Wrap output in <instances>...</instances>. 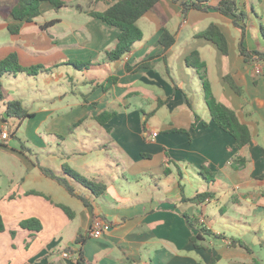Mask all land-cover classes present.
I'll use <instances>...</instances> for the list:
<instances>
[{
  "label": "crops",
  "instance_id": "obj_1",
  "mask_svg": "<svg viewBox=\"0 0 264 264\" xmlns=\"http://www.w3.org/2000/svg\"><path fill=\"white\" fill-rule=\"evenodd\" d=\"M60 1V8L42 2L41 14L25 22L8 13L19 0H0V62L15 54L23 67L50 69L0 78L5 95L0 178L8 177V191L17 187L10 200L36 191L52 207L63 211L57 205L67 206L74 213L67 222L51 218L45 227L51 240L18 264H75V257L63 253L79 248L80 235L86 237L87 264H264V63L249 64L240 55L235 17L196 9L184 15L179 2L161 0L136 24L143 39L111 61L107 52L115 48L120 29L94 13L118 0ZM237 3L248 15L244 46L264 52V0ZM211 24L227 36L229 55L198 37ZM9 26L19 32L12 34ZM164 30L175 39L168 49L160 43ZM73 62L90 65L78 69ZM142 64L147 66L138 69ZM257 67L262 74H256ZM205 80L217 102L250 128L252 140L245 148L214 123ZM32 83L42 89L27 91ZM10 100L21 101L33 117H6ZM102 113L112 114L104 125L96 120ZM40 166L66 178L89 205L45 176ZM64 166L104 184L105 192L94 196L67 176ZM206 192L214 197L203 205L182 200ZM185 216L213 233L203 235L202 248L195 247L198 230ZM97 218L103 222L101 235L92 237ZM37 234L11 229L10 246L17 248L21 236L29 250Z\"/></svg>",
  "mask_w": 264,
  "mask_h": 264
},
{
  "label": "trees",
  "instance_id": "obj_2",
  "mask_svg": "<svg viewBox=\"0 0 264 264\" xmlns=\"http://www.w3.org/2000/svg\"><path fill=\"white\" fill-rule=\"evenodd\" d=\"M45 1L54 4L57 8H60L62 6V2L60 0H19L17 5L11 8L8 13L16 21L31 22L41 14L40 5ZM160 1L161 0H118V2L110 7L107 11L103 13H94V16L102 20L104 23L120 29V35L118 36L115 48L112 51L107 52L109 60H119L131 50L135 43L143 39V33L136 24L145 14L155 8V6ZM174 1L181 4L184 15H186L187 12L192 9H196L202 11L216 10L223 15L234 16V25L241 31V40L239 43L240 55L243 56L245 61L249 64L264 63V52H260L257 50L250 51L244 46V40L246 37V21L248 19V15L244 11L240 10L237 0H221L216 6L208 5L207 0ZM9 31L12 34H17L19 32V28L9 26ZM198 37H202L209 41H212L217 45L224 56L229 55V42L227 36L223 33L219 26L211 24L207 28V30L199 34ZM160 43L165 47V49H168L175 43V39L168 31L164 30L163 35L160 39ZM194 57H198V54H194L193 58ZM189 63H192V59L191 61L189 60ZM72 64L78 69H86V67L90 65L76 62H73ZM146 66L147 64H142L138 67V69ZM194 66L201 65L194 64ZM47 72H50V69H45V67L41 65L23 67L15 54L10 55L0 62V78L4 77L5 75H17L18 73H26L30 76H37L41 73ZM114 81L115 79L112 78L109 80V83L112 84ZM225 81L237 93H240V89L236 86L230 76H226ZM203 85L206 104L209 108L214 123L223 131L229 133L235 139L240 149L245 148L250 144L252 140V133L250 128L240 121L237 113L234 110L222 103L217 102V100L213 96L211 87L207 80L204 81ZM2 102H5V95L3 93L2 85L0 84V103ZM6 106L7 115L10 118L24 121L28 118L33 117V114H31L19 100L6 101ZM110 118H112V114L102 113L101 115L96 117V120H98L100 124L104 125L108 120H110ZM196 121L198 122V118ZM1 146L2 145L0 144V147ZM40 170L45 176L56 181L59 185L64 187L71 195L79 197L85 205H89L88 201L85 198L76 194L75 190L69 184L66 178L58 176L52 170L42 166H40ZM64 172L67 176L76 180L85 188L89 189L96 197L102 195L106 190V186L104 184L90 181L66 166H64ZM208 179L211 180L212 177ZM27 195L48 199L47 196L36 191H30L27 193ZM213 197V193L206 192L197 194L192 198H186L183 196L182 200L183 202L203 205ZM57 206L61 208L69 217H74V213L69 207L63 205ZM185 217L190 228L198 230V234L193 237L195 247L202 248V245H200L198 242L203 239V235H213V233L206 228L199 226V223L195 219H191L189 216ZM19 228L27 230L32 234H37L41 231L42 225L38 219L31 218L20 222ZM4 232L5 227L0 209V235ZM85 242L86 237L80 235L76 239V245L79 246V248L77 250H73L72 248L66 249V251L71 252L72 254L77 256L75 264H87L83 255V245L85 244ZM238 242L240 241L235 240L233 243L236 244ZM214 263L215 261L212 262V264Z\"/></svg>",
  "mask_w": 264,
  "mask_h": 264
},
{
  "label": "rangeland",
  "instance_id": "obj_3",
  "mask_svg": "<svg viewBox=\"0 0 264 264\" xmlns=\"http://www.w3.org/2000/svg\"><path fill=\"white\" fill-rule=\"evenodd\" d=\"M32 84L33 85L28 84L26 89L27 91H29V89L35 91L42 89L41 87L36 88L39 86V83ZM32 94L35 93L32 92ZM18 174H20L19 169ZM0 179L3 182L0 186L5 187L4 182L9 180L8 177H1ZM14 193H17L16 186L9 189V191L6 187L0 191L1 197H5L7 195L6 198L0 200L1 215L6 230L0 239V264H7L8 261H11L12 264H18L26 261V259H28L32 254L38 252L42 248H45L46 244L51 240V233L49 231H45V227H48V225L52 223L51 218H58L64 222L69 220L68 215L60 209L52 207L50 204L45 202V199L43 198L32 196L19 198L17 200H10L7 198ZM31 218L38 219L42 225V229L37 234V239L30 245L29 250H26L24 247L23 238L21 236L15 240L17 248L10 246V230H18L20 222ZM66 241L68 242V240ZM63 246H65V244H63Z\"/></svg>",
  "mask_w": 264,
  "mask_h": 264
},
{
  "label": "built area",
  "instance_id": "obj_4",
  "mask_svg": "<svg viewBox=\"0 0 264 264\" xmlns=\"http://www.w3.org/2000/svg\"><path fill=\"white\" fill-rule=\"evenodd\" d=\"M262 73H263L262 67H257L256 68V74H262ZM151 137L152 138L157 137V133L156 132H153V134H151ZM8 138H9V134L6 133V132H4L2 134V139L3 140H6ZM102 227H103V222L100 219H98V218L95 219L94 222H93V228H92V230L90 232V236H92V237H99L101 235ZM63 256L65 258H73V257L77 258L76 255H74V254H72L71 252H68V251H65L63 253Z\"/></svg>",
  "mask_w": 264,
  "mask_h": 264
},
{
  "label": "water",
  "instance_id": "obj_5",
  "mask_svg": "<svg viewBox=\"0 0 264 264\" xmlns=\"http://www.w3.org/2000/svg\"><path fill=\"white\" fill-rule=\"evenodd\" d=\"M6 117H8V115H6Z\"/></svg>",
  "mask_w": 264,
  "mask_h": 264
}]
</instances>
